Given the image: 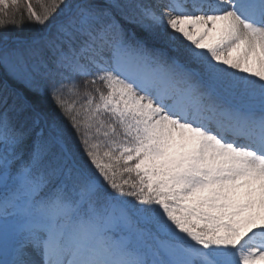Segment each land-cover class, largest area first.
I'll list each match as a JSON object with an SVG mask.
<instances>
[{"label":"snow or ice","instance_id":"snow-or-ice-1","mask_svg":"<svg viewBox=\"0 0 264 264\" xmlns=\"http://www.w3.org/2000/svg\"><path fill=\"white\" fill-rule=\"evenodd\" d=\"M24 13L0 264H264V0H0Z\"/></svg>","mask_w":264,"mask_h":264},{"label":"trees","instance_id":"trees-1","mask_svg":"<svg viewBox=\"0 0 264 264\" xmlns=\"http://www.w3.org/2000/svg\"><path fill=\"white\" fill-rule=\"evenodd\" d=\"M145 2L154 4V3H156V0H145ZM33 3L35 6V0H33ZM37 10L39 11L38 6H37ZM21 11L24 12L23 9ZM16 20L17 21L21 20L20 14H17ZM45 31H46V27L38 26L34 22H29L27 14L24 13L22 23L7 24L4 26H0V41L7 39L9 42L12 38H25V39L26 38L27 39L28 38H34V37H38L40 35H43L45 33ZM81 83H82V81H81ZM66 98L70 102L75 101L77 104V108H79V105L82 102V98L75 96V95L68 94L66 96ZM47 107L51 110L58 111L55 109L54 105L50 101L47 102ZM63 123L65 124V126L68 128V130L70 132L73 131L71 128V125L68 123V121L66 119L63 120ZM76 139L77 138L75 137V135H73V140L75 141ZM101 139H102V137H101Z\"/></svg>","mask_w":264,"mask_h":264},{"label":"rangeland","instance_id":"rangeland-1","mask_svg":"<svg viewBox=\"0 0 264 264\" xmlns=\"http://www.w3.org/2000/svg\"><path fill=\"white\" fill-rule=\"evenodd\" d=\"M160 2H161V3H165V2H166V0H161ZM157 10L159 11V9H157Z\"/></svg>","mask_w":264,"mask_h":264}]
</instances>
